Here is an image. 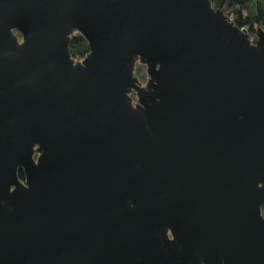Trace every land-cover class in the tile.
Here are the masks:
<instances>
[{
    "label": "water",
    "instance_id": "1",
    "mask_svg": "<svg viewBox=\"0 0 264 264\" xmlns=\"http://www.w3.org/2000/svg\"><path fill=\"white\" fill-rule=\"evenodd\" d=\"M250 35L209 0H0V264H264Z\"/></svg>",
    "mask_w": 264,
    "mask_h": 264
},
{
    "label": "trees",
    "instance_id": "2",
    "mask_svg": "<svg viewBox=\"0 0 264 264\" xmlns=\"http://www.w3.org/2000/svg\"><path fill=\"white\" fill-rule=\"evenodd\" d=\"M214 9H222L223 13L239 28L245 30L250 35L253 42L254 27L264 29V0H209ZM18 38H21L17 34ZM69 51L71 57L78 61L82 60L88 53V44L86 40L78 33L71 36L69 42ZM134 76L140 84L146 80L145 67L136 64ZM132 98L135 100V94ZM20 180L24 179L21 170L18 171Z\"/></svg>",
    "mask_w": 264,
    "mask_h": 264
},
{
    "label": "flooded vegetation",
    "instance_id": "3",
    "mask_svg": "<svg viewBox=\"0 0 264 264\" xmlns=\"http://www.w3.org/2000/svg\"><path fill=\"white\" fill-rule=\"evenodd\" d=\"M19 40H21V38H19ZM21 181H24V179L21 180ZM259 215L261 216L262 219H264V205H262L260 207V209H259Z\"/></svg>",
    "mask_w": 264,
    "mask_h": 264
},
{
    "label": "rangeland",
    "instance_id": "4",
    "mask_svg": "<svg viewBox=\"0 0 264 264\" xmlns=\"http://www.w3.org/2000/svg\"><path fill=\"white\" fill-rule=\"evenodd\" d=\"M255 28V27H254ZM264 31V29H262Z\"/></svg>",
    "mask_w": 264,
    "mask_h": 264
},
{
    "label": "built area",
    "instance_id": "5",
    "mask_svg": "<svg viewBox=\"0 0 264 264\" xmlns=\"http://www.w3.org/2000/svg\"><path fill=\"white\" fill-rule=\"evenodd\" d=\"M243 30V29H242ZM245 31V30H244Z\"/></svg>",
    "mask_w": 264,
    "mask_h": 264
}]
</instances>
